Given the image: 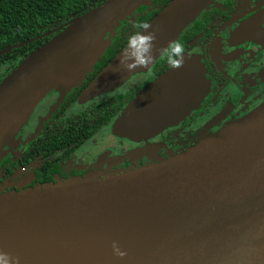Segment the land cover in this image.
<instances>
[{"label":"water","instance_id":"water-1","mask_svg":"<svg viewBox=\"0 0 264 264\" xmlns=\"http://www.w3.org/2000/svg\"><path fill=\"white\" fill-rule=\"evenodd\" d=\"M213 0H169L146 22L156 34L150 65L125 72L123 47L91 81L104 91L150 67ZM152 0H101L55 27L0 79V159L33 106L63 95L101 57L120 21ZM198 58L184 54L123 108L114 132L152 135L185 117L207 91ZM125 252L116 256L112 242ZM0 254L18 264H264V101L201 135L190 147L103 178L0 193Z\"/></svg>","mask_w":264,"mask_h":264},{"label":"flooded vegetation","instance_id":"flooded-vegetation-1","mask_svg":"<svg viewBox=\"0 0 264 264\" xmlns=\"http://www.w3.org/2000/svg\"><path fill=\"white\" fill-rule=\"evenodd\" d=\"M161 5L150 8L158 11ZM133 30L129 16L120 21L110 50L76 85L63 95L51 90L33 106L0 159V193L103 178L156 163L264 101V0H213L172 42L200 60L208 86L202 101L152 135L131 138L114 132L126 104L171 67L167 47L146 70L111 89L88 92ZM7 61L0 64V79L8 73Z\"/></svg>","mask_w":264,"mask_h":264},{"label":"trees","instance_id":"trees-1","mask_svg":"<svg viewBox=\"0 0 264 264\" xmlns=\"http://www.w3.org/2000/svg\"><path fill=\"white\" fill-rule=\"evenodd\" d=\"M101 0H0V49L15 42L34 37L55 27L72 15H77L98 4ZM169 0H152L151 5L139 6L133 14L131 25L137 29L140 23H146L157 11L151 9L153 3L163 7ZM149 7V8H148ZM151 7V8H150ZM130 25L129 22L126 23ZM50 35L34 40L0 56V64L7 61L9 72L17 62L35 49ZM126 43L127 35L124 37ZM120 45V46H121ZM108 47V46H107ZM105 48L109 51L110 48ZM105 52V51H104ZM103 52V53H104ZM5 74V73H4ZM3 74V75H4Z\"/></svg>","mask_w":264,"mask_h":264},{"label":"clouds","instance_id":"clouds-1","mask_svg":"<svg viewBox=\"0 0 264 264\" xmlns=\"http://www.w3.org/2000/svg\"><path fill=\"white\" fill-rule=\"evenodd\" d=\"M137 30L128 33L126 43L118 57V64L125 72H132L145 68L152 63L156 55V34L149 30L147 23H140ZM184 62V48L179 42L168 46V63L172 67H179ZM112 251L116 256H124L125 252L112 242ZM0 264H9V258L0 254ZM11 264H18L16 258L11 259Z\"/></svg>","mask_w":264,"mask_h":264}]
</instances>
